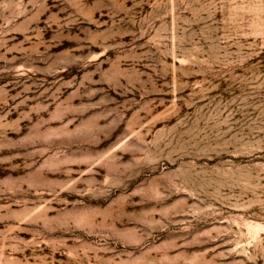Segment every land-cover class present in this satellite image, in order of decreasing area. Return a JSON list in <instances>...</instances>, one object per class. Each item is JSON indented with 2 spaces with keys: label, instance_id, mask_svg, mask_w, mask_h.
I'll return each mask as SVG.
<instances>
[{
  "label": "rangeland",
  "instance_id": "obj_1",
  "mask_svg": "<svg viewBox=\"0 0 264 264\" xmlns=\"http://www.w3.org/2000/svg\"><path fill=\"white\" fill-rule=\"evenodd\" d=\"M0 264H264V0H0Z\"/></svg>",
  "mask_w": 264,
  "mask_h": 264
}]
</instances>
